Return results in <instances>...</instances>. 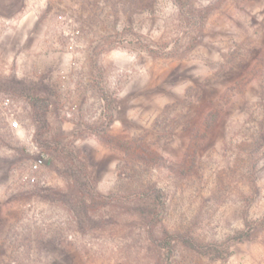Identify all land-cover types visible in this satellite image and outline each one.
Here are the masks:
<instances>
[{"label": "rangeland", "instance_id": "rangeland-1", "mask_svg": "<svg viewBox=\"0 0 264 264\" xmlns=\"http://www.w3.org/2000/svg\"><path fill=\"white\" fill-rule=\"evenodd\" d=\"M189 1L0 0V264H264V0ZM153 183L203 250L104 202Z\"/></svg>", "mask_w": 264, "mask_h": 264}, {"label": "trees", "instance_id": "trees-1", "mask_svg": "<svg viewBox=\"0 0 264 264\" xmlns=\"http://www.w3.org/2000/svg\"><path fill=\"white\" fill-rule=\"evenodd\" d=\"M181 19L187 23H192L193 21L200 22L201 13L196 10L194 4L189 0H174ZM28 101L32 109L37 113L43 110V99L34 96L27 95ZM102 97L107 102V107L110 105L109 98L105 92L102 93ZM222 101L221 102H210L203 108L202 117L208 122V128H210L219 118L222 113ZM252 154L248 153L247 160L249 164L253 167ZM105 204H108L115 209L118 205L124 203H130L133 211L138 213V218L146 231L147 238L153 243L157 248L164 249L165 257L169 258L173 253V247L175 242H180L189 248L196 250H203L204 245L202 243H197L192 237L186 234H171L166 230L162 233L156 232V227L161 223L163 216L167 210V195L165 191L157 186L155 183L145 186L136 192H132L127 195H117L112 194L109 198L105 199ZM251 227V226H250ZM249 229V228H248ZM159 233V234H158ZM248 236V230H240L231 235L230 239L241 240Z\"/></svg>", "mask_w": 264, "mask_h": 264}, {"label": "built area", "instance_id": "built-area-1", "mask_svg": "<svg viewBox=\"0 0 264 264\" xmlns=\"http://www.w3.org/2000/svg\"><path fill=\"white\" fill-rule=\"evenodd\" d=\"M8 101H9V99L6 98V99H5V103L7 104ZM10 125H11L12 127H17V125H18L17 120H15V119H14V120H11V121H10ZM38 162H40V160H38ZM33 166L36 167V166H37V163H35Z\"/></svg>", "mask_w": 264, "mask_h": 264}]
</instances>
